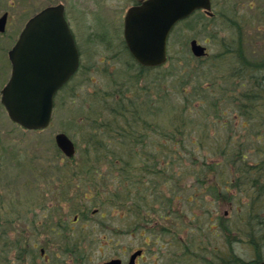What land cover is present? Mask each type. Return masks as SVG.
Segmentation results:
<instances>
[{
	"label": "rangeland",
	"instance_id": "rangeland-1",
	"mask_svg": "<svg viewBox=\"0 0 264 264\" xmlns=\"http://www.w3.org/2000/svg\"><path fill=\"white\" fill-rule=\"evenodd\" d=\"M134 1L136 0H0V16L6 11L10 13L7 30L0 32V188L3 190L5 188L7 192L10 190L14 195L20 190L19 207L24 211L23 219L18 220V213L12 210L9 204L14 201L5 200L6 206H0V224L7 223L8 220V227L11 226L6 228L12 227L14 232L18 229L16 226L21 225L22 229H26L27 223L30 227V220L35 210L41 208H47L51 213L60 217L65 216L70 220L78 214L80 216L78 223L74 225L69 223V225L74 226L77 233L83 229L87 235L86 239L92 238L94 242H80V247L82 248L83 245L86 250L85 254L79 257L81 260L76 263L73 256L63 254L62 257L68 264H103L113 256H120L127 263L130 253L146 242H151L157 235H160L162 240H169V229L175 223H177L178 238L180 235H183L185 240L192 237L194 247L199 239L209 241L210 247L217 245L218 242L224 243L223 233L218 228V224L224 221V226L237 225L235 231L225 227L228 228L225 239L233 243L232 252L247 261L255 259L256 262L253 264H258L264 261V246L258 250L249 234L246 231L242 233L240 228L245 227L247 215H255L259 208L264 209V194H260L264 189V135H262L264 122L257 117L256 120L260 123L252 120L251 123L244 124L240 115L241 110L236 109L233 102L234 92L226 88L234 81L230 71L223 68L228 69L230 64L220 60L219 53L224 49L234 50L237 47L235 40L236 31H239L237 18L245 16L243 29L246 31L243 42L245 52L242 55L256 63L255 65H259L264 60V0H213L215 16L198 12L187 19L188 21L179 23L172 32L169 40L168 69L152 70L147 73V78L151 82L157 80L160 75L162 77V71H165L168 77L166 88L171 89L172 109L167 112L159 110L158 114L161 119L157 126H160L161 131L164 128L163 119L174 118V120H166L168 125L173 122L179 123L181 115L189 112V118L185 121L187 127L184 141L165 146L166 149L175 151L173 152L175 161H172L173 166L169 169H159L163 166L161 156V161L158 164L152 163L154 164L152 167H124L123 162L119 166L123 167V172L117 170L116 165L110 166L111 162L101 161L102 167L95 166L97 170L94 169L96 178L93 179L94 182L89 178L84 182L79 177H72L73 182L68 183L58 174H63L67 169L74 172L76 168L80 169L87 164L82 161L83 154L79 151L78 145L74 159H67L63 152L59 155L55 136L63 131L76 143L78 142L82 132L79 119L82 114L89 113L82 106L83 97L73 98L69 93L62 92L56 99L51 127L42 131H31L17 125L3 107L1 90L8 82L12 71L9 50L15 44L28 19L49 4L65 3L71 26L82 49L83 63L86 65L81 70L85 72H81L77 80L75 79L74 86L77 90L81 91L82 85L96 90H109L117 81L125 80V61L130 57L125 53L123 45L124 16L127 8ZM257 16L260 21L257 20ZM252 17H255V20L251 19ZM192 38H197L208 46L210 54L205 62L199 63V59L197 60L193 55L190 46ZM228 58L230 62L233 58L236 62V57H233L232 53ZM93 63H96L97 67L93 65L90 70L89 68L92 67L90 65ZM212 66L217 69L211 72ZM261 67L258 76L264 75V65ZM193 69L198 71L197 74L200 76L196 79L202 80L203 86H207L206 80L215 75L221 77L219 83L224 89L222 92L216 90L215 96L217 98L224 96L220 99L219 105L229 109L221 113V119H214L216 115L214 107L207 110L205 106L207 111L198 112L201 107L203 109V105L199 107V95L193 87L195 81L193 85L187 84L190 98L181 95L182 84L179 82V75H183L184 70ZM86 71L90 74H87L83 80ZM88 78L91 79L89 83L86 82ZM223 78L226 84L222 83ZM185 79L187 80V77ZM146 80L141 78L140 83L145 86ZM73 82L70 86H73ZM127 86L132 91L136 84L130 83ZM244 88L243 86L238 89L239 99L235 100L238 106L240 101H243L240 91L244 92ZM150 92L155 97L157 90L154 91L152 88ZM149 95V92H142V97L151 100ZM150 104L151 101L148 105ZM261 123L262 128L259 125ZM258 135H262L259 140ZM229 137L233 140L226 146ZM197 140H203L204 144L202 146L195 144ZM157 147L161 152L163 149L161 145ZM153 148L151 147L150 151ZM236 150H242L247 156L246 159L236 158V172L231 176L224 163L234 156ZM168 152L170 151H163L162 157L167 156ZM247 162H251L254 166L253 174L259 179L257 183L251 182L255 184L254 188L245 191L246 185L238 188L234 181L237 184L251 181L248 179L250 175H247L245 180V176L238 172ZM257 163L258 169L255 168ZM49 164L55 165V169L58 170L51 171ZM44 166V170L39 169ZM220 169L227 175L226 180L230 179L229 184L224 187L217 182L221 177ZM76 172L78 173V170ZM79 175L83 177L82 174ZM26 181L37 182V185L25 188L26 185L23 183ZM211 186L213 190H209ZM227 188L229 193L226 191ZM218 191L223 193L224 200L213 193ZM3 198H6V195ZM166 204L167 208L169 205L172 208L176 207L177 213L174 215L176 219L173 223L169 213L162 211ZM138 205L143 207L139 209ZM146 205L149 207L148 211L145 210ZM252 205L255 210H250L253 209L250 207ZM96 209L98 212L94 214ZM161 214L162 218H160ZM261 219L254 220V223L257 225ZM143 221L147 223L145 226L150 228L140 230L138 223ZM156 221L160 222V226L154 227ZM163 226L167 227L166 231L161 230ZM211 230L215 232L212 233ZM71 231L66 228L65 236L72 237L61 240L68 246H73L74 231ZM52 242L55 247L50 245L46 249L50 256H54L59 247L57 241ZM5 244L12 247L11 242ZM3 248L0 246L2 257L6 254ZM39 255L38 252L37 256ZM8 260L6 264H17L14 254ZM149 261L153 262L151 258Z\"/></svg>",
	"mask_w": 264,
	"mask_h": 264
},
{
	"label": "trees",
	"instance_id": "trees-1",
	"mask_svg": "<svg viewBox=\"0 0 264 264\" xmlns=\"http://www.w3.org/2000/svg\"><path fill=\"white\" fill-rule=\"evenodd\" d=\"M188 21V20H187ZM242 24L239 22V31H241ZM243 30V29H242ZM124 50L125 53L130 57L128 48L126 46V43L123 40ZM230 53H232L233 57H236V62H234V58L232 62H230V59L228 58L230 56ZM220 60L228 62L229 68L223 67L224 70L230 71V73L234 76V81L231 82L229 85H225L228 90L231 92H234V96L232 97L234 100V104L236 109L241 110L242 114L245 116L247 122H250L252 115H255L256 117L261 118L262 115H264V82L263 83H255L254 81V71L257 73H261L262 65H264V60L261 61L259 65H255L256 63H253L250 61L245 55H241L240 53L237 54L236 50H228L224 49L221 53H219ZM209 57L204 58H196L199 63L205 62L206 59ZM178 62H180L178 60ZM223 62V63H225ZM240 62H243L244 64L253 65L256 67L255 70H251L248 66H243L242 70L238 72L237 69H235L233 66L234 64H240ZM221 63V64H223ZM129 65L131 68H129ZM226 66V64H224ZM205 66V65H203ZM169 65H164L158 68H148L139 65L132 57L128 59V61H125V80L117 81L113 84V87H111L109 90H103V89H93V87H87V86H81V91L77 90V87L74 85L76 84V78L80 75V73H84L85 71H79L77 76L75 77V81L73 79V86H68L64 89V93H69L71 97L73 98H82L83 101V108H85L89 113H84L80 117L79 121L82 126V132L79 135V140L76 143L79 147V151L83 154V163H86L87 165L81 167L80 169L76 168L74 172H71L69 169L67 171H64L63 174L59 173L63 179H66L68 183L73 182L71 179L72 177H79L80 180H84L86 182V178L89 179H96L94 177L95 172L94 169L97 170L95 167L98 165L99 167H102L101 161H108L111 162L110 166L116 165L117 170L120 172H123V167H119L123 162L125 164V157L126 155H131L135 158V160L138 159L136 157L137 152L133 151V149L129 146L133 144L132 142H137L138 140L142 141L143 138L150 139L152 144L161 145L162 151L160 150L154 152V150L150 151V155H154L153 159H156L158 161H161V158L163 160V166L159 167V169H169L170 166L172 167V161H175V152L174 150L166 149L165 146L167 144H177L179 142L184 141V134L186 135V124L185 121L189 118V112L184 113L181 115V120L179 123H171L168 125L166 120L173 119L172 117L164 120L162 122V126H164L163 130L161 131L160 126L158 127L157 124H159V110L163 112H167L168 110L172 109V102L170 101L171 96V89L166 88V83L168 82V77L165 73V71H162V77L161 75L157 80H154L151 82L147 78V73L152 70H165L168 69ZM217 69L213 68L212 70ZM82 70V69H81ZM88 70V69H87ZM206 71V70H205ZM203 71V72H205ZM198 71L195 69L187 71L184 70L183 75H179V82L182 84V93L181 95L190 98L187 89V84L190 83L193 85L194 82V89L195 92L199 95V107L203 105L198 110V112L204 110H210L211 108H215V118L214 119H221V113L227 112L229 109L228 107H223L219 105L220 99L223 97L217 98L215 95L217 91H223V87H221L220 76L215 75L213 78H210L209 80H206L207 86H203L202 80L196 79L198 76ZM87 74H90L88 71H86L85 75L83 76V80L86 77ZM187 74V75H186ZM210 74V73H209ZM187 77V80L185 79ZM212 77V76H211ZM239 77L242 78V83L239 80ZM256 77V75H255ZM90 78V75H89ZM87 79L86 82H90L91 79ZM147 79L146 85L140 83V80ZM195 79V80H194ZM86 80V79H85ZM223 81H225V78H223ZM226 82V81H225ZM133 83L136 84L135 89L130 91L128 84ZM219 83V84H217ZM81 84V83H79ZM77 84V85H79ZM226 84V83H224ZM72 85V84H71ZM245 87L244 92L240 91V96H243V101H240V105L235 102V100H238V89L240 90V87ZM86 87V88H84ZM154 89V91L157 90V93L154 96L150 92L151 89ZM217 90V91H216ZM149 92V96H151V100L147 97H142V92ZM223 94V93H222ZM137 95V96H136ZM194 95V94H193ZM224 95V94H223ZM227 98V97H226ZM151 101V104L149 102ZM167 101V103H166ZM207 110H206V108ZM238 106V108H237ZM160 108V109H159ZM146 110L148 111L146 113ZM203 112V111H202ZM83 129L85 130L83 132ZM145 130V134L143 136L142 131ZM180 132V134H179ZM163 137V140H162ZM182 137V138H181ZM261 139V136L258 135V140ZM232 137L227 138L225 145L228 146L232 142ZM195 144L203 145V140H197L194 142ZM85 146V147H83ZM170 146V145H169ZM129 147V149H127ZM235 150V147H233ZM163 151H170L168 152L167 156L162 157ZM172 152V153H171ZM57 153L60 155L62 152L60 149H57ZM77 154V153H76ZM226 154V153H225ZM234 156L232 158H228L227 162L224 163V165L227 166L229 169V174L233 176L236 172V158H243L246 159V154L240 150L233 154ZM76 156V155H75ZM67 158V159H74L75 158ZM161 156V158H160ZM227 156V155H226ZM65 157V156H63ZM170 158V159H169ZM171 162H170V161ZM118 164V165H117ZM49 169L51 171H57L58 169H55L56 166L53 164H49ZM81 165V164H80ZM221 165V163H220ZM78 165H76L77 167ZM125 167V166H124ZM253 168L254 166L251 165V162H247L242 166L241 170H238L239 173L242 174V176H245V180H247V175L252 176L253 175ZM39 169H45L44 167H39ZM78 170V173L76 172ZM221 177L219 178V181L217 182L221 185L224 183V185H228L230 182V179L226 180L227 175H225L224 171L220 169ZM159 172V171H158ZM173 173H176L173 171ZM48 174V173H47ZM79 174H82L83 177ZM162 175V173H160ZM177 174V173H176ZM53 177V176H51ZM173 179V178H172ZM76 180V179H74ZM93 180V182H94ZM171 180V179H170ZM55 181V180H54ZM235 183V186L238 188H242L245 185V191L247 189L253 188V184L251 185L250 181H244V183ZM23 184L26 185L25 188L31 187L32 185L36 186L37 182H24ZM24 189V188H23ZM208 189V188H206ZM219 189V186L217 190ZM209 190H213V186L209 187ZM264 189L260 191V194H264ZM226 191L228 192L229 189L227 188ZM19 192L20 190H17L16 195H14L10 190L7 192V190L4 188H0V206H6L5 200L14 201L12 204H10L12 210H14L16 213H18V220L23 219V208L19 207L20 202L19 200ZM217 197H219L220 191L213 192ZM229 193V192H228ZM6 195V198H3ZM46 199V198H45ZM39 206V205H38ZM255 210L256 208L252 205L250 206ZM28 210V209H27ZM34 211V209H32ZM259 212V213H258ZM255 215H247V218L245 219L244 226L240 228V231L243 233V231H246L247 234L252 238L253 245L259 250L261 246H264V209L262 210L259 208V211ZM260 217V218H259ZM262 218V219H261ZM261 219L258 224L256 225L254 223V220ZM12 220V219H11ZM13 221H11L12 223ZM9 221L3 222L0 224V246L4 247L6 254L4 257H2L0 253V264H6V261H9L8 259L10 256L14 254L16 257H26L28 248V242L30 241L29 233L27 231L29 230L28 223L27 228L22 229L21 225L16 226L18 227L17 231H13L12 227L8 229ZM14 224V223H13ZM219 229H221V232L224 236V252L220 249H218L220 244L217 243V246H211L209 247V252L204 254L213 256L214 260H218V258H221L223 255L227 256L228 260L229 258H233L237 264H246V259L242 258L240 256L234 255L232 253L233 243H229L230 241L225 239V232L230 228L231 230L235 231L237 230L236 226H224V221L222 224H218ZM6 226L8 228H6ZM258 226V227H257ZM225 227H228L225 229ZM12 231V232H11ZM212 233H214V230H211ZM220 232V230H219ZM220 232V233H221ZM260 234L259 236H257ZM68 235V234H66ZM64 238H67L64 236ZM69 238V237H68ZM67 238V239H68ZM17 240V241H16ZM202 240V239H201ZM199 239L197 242L198 246L202 244L203 242ZM204 241V240H203ZM8 242L12 243V247H8L5 243L8 244ZM212 244V242H211ZM204 245V244H203ZM205 246V245H204ZM73 246L65 245L64 248L67 251L68 249L71 250ZM208 248V246H205ZM73 249V248H72ZM37 249H33V254L38 253ZM233 254V255H232ZM22 258V261H23ZM25 259V258H24ZM231 259V261L233 260ZM205 260V259H204ZM208 264H213L212 261ZM255 262H250L249 264H253ZM24 264V263H21Z\"/></svg>",
	"mask_w": 264,
	"mask_h": 264
},
{
	"label": "water",
	"instance_id": "water-1",
	"mask_svg": "<svg viewBox=\"0 0 264 264\" xmlns=\"http://www.w3.org/2000/svg\"><path fill=\"white\" fill-rule=\"evenodd\" d=\"M212 12V0H139L124 18L127 46L144 66L163 65L168 60V41L175 25L196 10ZM8 13L0 17V31L6 30ZM194 55L203 57L206 47L191 41ZM12 75L2 90V103L11 119L26 129L50 126L58 90L79 68L80 52L65 16L63 3L48 6L29 19L17 43L9 52ZM68 157L76 145L66 132L55 136ZM136 251L130 264H135ZM105 264H122L113 259Z\"/></svg>",
	"mask_w": 264,
	"mask_h": 264
},
{
	"label": "flooded vegetation",
	"instance_id": "flooded-vegetation-1",
	"mask_svg": "<svg viewBox=\"0 0 264 264\" xmlns=\"http://www.w3.org/2000/svg\"><path fill=\"white\" fill-rule=\"evenodd\" d=\"M253 7V6H252ZM245 16H241L237 18V21H239L242 24L241 29H244V23H245ZM258 21H260L259 16L256 17ZM251 19L255 20V17H252ZM249 23V22H248ZM237 35H236V43H237V47L236 49V53L237 54H244L245 50L243 49V42L245 40V34L246 31L245 30H241V31H236ZM78 47L80 49V44L78 42ZM207 49L209 50L208 46ZM234 49V50H235ZM80 70L82 68H84V66L86 65L83 60V53H82V49H80ZM93 65H95L97 67L96 63L91 64L90 66H92L91 68H89L90 70H92ZM94 66V67H95ZM243 66H248L251 68V70H255L256 67H254L253 65H248V64H244L243 62H240V64H234V68L237 69L239 72L240 70H242ZM254 81L255 83H263L264 82V75L261 74V76L257 73L256 71H254ZM77 75V74H76ZM76 75H74L69 82L67 83V85H65L64 87H68L69 85L72 84V79L75 80ZM256 75V77H255ZM240 82L242 83V78H240ZM71 81V83H70ZM62 88L58 94L57 97L64 91L65 88ZM264 105V103H263ZM241 117L243 118V122L245 124V122H247V120L245 119V116L242 114L241 112ZM256 116L252 115L250 123L252 120H256ZM259 118V117H258ZM262 122H264V115H262L261 118H259ZM259 121L256 120V123H258ZM260 123V122H259ZM261 126V128L263 127V124H259ZM145 130L142 131V134L144 136ZM264 135V134H262ZM261 135V136H262ZM133 144L129 145L133 151L137 152L136 157H138L137 160H135V158L131 155H126L125 157V167H132V166H136L138 168H145V167H152L154 166V164H158L159 161L156 159H153L154 155H150V150L151 147H154L153 150L154 152L158 151L159 148L157 147L156 144H152L150 139H145L143 138L142 141L138 140L137 142H132ZM127 149H129V147H127ZM264 161V160H263ZM258 163L256 164L255 168L257 167ZM258 169V168H256ZM258 174V173H255ZM49 179V177H47ZM247 179V178H246ZM248 179H250V182H258L259 177L256 175H252L251 177H249ZM261 179V178H260ZM54 180V177H53ZM252 184V183H251ZM222 187H224V183L221 184ZM255 187V184L253 185V188ZM252 189V188H251ZM224 192V191H223ZM87 196V195H86ZM154 197H158V196H154ZM88 199H90L87 196ZM219 199H223L224 200V195L223 193L220 192L219 194ZM162 199H164L162 197ZM221 199V200H222ZM173 200V199H170ZM212 202V201H211ZM143 206L142 205H138L137 208L141 209ZM145 210L148 211L149 207L146 205ZM36 212L32 215V219L30 220V227H29V238L30 241L28 242V250H27V255L26 257H16L15 256V260L17 261V264H68L65 259L63 258L64 255L63 254H67L68 256L72 257L73 256V260L74 263H76L77 261L81 260V258H79L80 256H82V254H85V247L82 245V248L80 247V242H89L92 243L94 242V239L90 238V239H86L87 235L85 234L83 229H80L77 233V230L74 228V226L69 225L70 224H75L78 223V221L80 220V216L78 214H76L74 216L73 220H70V218L68 219L65 216H59L58 214L55 213H51V211L47 208H41L38 210H35ZM163 212L169 213L170 215V220L171 223H173V221L176 219L175 218V213H177L176 207H170L167 208V204L165 205V209L162 210ZM98 209H96V211L94 212L97 213ZM51 213V214H50ZM167 216V215H164ZM163 215H160V218H162ZM167 219V217H165ZM223 222H221L222 224ZM145 224H147L146 222H140L138 223V228L141 229H148L150 227L145 226ZM160 226V222L156 221V223L154 224V227H158ZM219 227V226H218ZM69 228L72 231H74L73 233V249L70 248L71 250H65L64 246L66 245L65 241H61V240H65L64 236H65V229ZM165 226H163L161 228V230L166 231ZM71 231V232H72ZM170 231V239L166 240V239H161L160 235L155 236V238L151 241V242H146L145 245L138 247L137 249H135L133 252L140 250L141 253L136 257V263L137 264H208V261H212L213 264H237L235 262V260L233 258H227V256L223 255L221 258H218V260H214L213 256H209V255H205L204 258V254L209 252V247H210V242L209 241H203L201 240L200 242H203L202 244H200L198 246L197 242H195V247L193 246V240L191 238H188V240H185L183 235H180L178 238L177 235V223H175L172 227H170L169 229ZM64 233V234H63ZM69 237H72L71 235H69ZM84 238V239H83ZM17 241V240H16ZM52 241H57L59 244L58 250H56V252L54 253V256H50L48 255L46 249H48V247H55ZM205 246H208L205 247ZM219 247L218 249L222 250L224 252V248L225 245L223 243L218 244ZM213 246V245H212ZM217 246V245H214ZM37 249V251H39L40 255L37 256L38 253L33 254V249ZM84 251V252H83ZM132 253H130L128 262L125 263V259L121 258L120 256H113L111 258H108L107 260H105L103 262V264L105 262H108L110 260L113 259H120L122 264H130L129 261L132 257ZM61 253V254H60ZM125 253V251H124ZM234 255H236V253L232 252ZM63 256V257H62ZM238 256V255H237ZM23 258V261H22ZM149 258L152 259L153 262L149 261ZM205 259V260H204ZM231 259H233L231 261ZM246 264H249L250 262H256L255 259H250V261H245ZM258 264H264V261H260Z\"/></svg>",
	"mask_w": 264,
	"mask_h": 264
}]
</instances>
